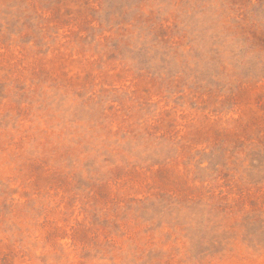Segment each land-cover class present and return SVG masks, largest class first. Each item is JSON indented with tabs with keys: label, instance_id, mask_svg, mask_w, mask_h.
Segmentation results:
<instances>
[{
	"label": "rangeland",
	"instance_id": "1",
	"mask_svg": "<svg viewBox=\"0 0 264 264\" xmlns=\"http://www.w3.org/2000/svg\"><path fill=\"white\" fill-rule=\"evenodd\" d=\"M0 264H264V0H0Z\"/></svg>",
	"mask_w": 264,
	"mask_h": 264
}]
</instances>
